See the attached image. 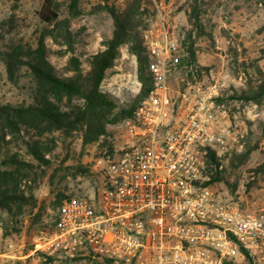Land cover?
Returning a JSON list of instances; mask_svg holds the SVG:
<instances>
[{
	"label": "rangeland",
	"instance_id": "374dc122",
	"mask_svg": "<svg viewBox=\"0 0 264 264\" xmlns=\"http://www.w3.org/2000/svg\"><path fill=\"white\" fill-rule=\"evenodd\" d=\"M42 3L0 0V107H4L0 110V163L18 154V164H0V170L14 172L12 182L22 194L17 200L5 199L0 210V264H110L89 256L71 258L34 250L36 243L54 230L56 213L65 200L58 193L67 187V196L91 194L96 174L93 163L108 150L102 144L107 141L120 146L126 123L106 124L99 141L88 144L76 128L56 130L52 126L51 131L43 132L46 127L37 119L31 126L11 124L12 118L5 114L9 105H38L47 97L64 112L76 113L85 103L80 96L68 99L37 82L27 64L35 61L33 49L44 35L45 56L57 76L74 75L69 70L73 56L79 58L86 76L93 57L113 36L115 23L109 8H114L125 21L133 17L135 30L143 36L148 28L164 21L173 36L187 42L188 49L193 47L199 67L215 68L228 85L229 94L248 100L244 95H253L264 85V0H77L75 6L74 0H55L59 18L53 24L38 17ZM19 43L23 45L22 62L9 71L1 52ZM130 45L131 40L120 45L100 84L101 92L114 99L118 107L134 99L125 86L134 73L135 54ZM111 77L117 96L101 88ZM121 97L126 100L121 102ZM250 100L256 104L255 119L246 120L235 148L221 162L226 181L212 185L241 206L264 204V96L260 102ZM116 112L118 108L112 110V114ZM33 150H39L48 162L35 156ZM79 165L90 169L92 175L73 176ZM237 263L245 264L241 259Z\"/></svg>",
	"mask_w": 264,
	"mask_h": 264
},
{
	"label": "built area",
	"instance_id": "2783aa9c",
	"mask_svg": "<svg viewBox=\"0 0 264 264\" xmlns=\"http://www.w3.org/2000/svg\"><path fill=\"white\" fill-rule=\"evenodd\" d=\"M143 37L151 91L125 124L122 144L95 159L91 194L63 201L35 252L110 264H229L248 255L264 264V204L241 206L203 185L210 156L230 155L256 104L229 94L215 68L194 63L164 21ZM133 63L125 86L135 97L142 87L135 55ZM110 80L101 88L116 95Z\"/></svg>",
	"mask_w": 264,
	"mask_h": 264
},
{
	"label": "trees",
	"instance_id": "16d2710c",
	"mask_svg": "<svg viewBox=\"0 0 264 264\" xmlns=\"http://www.w3.org/2000/svg\"><path fill=\"white\" fill-rule=\"evenodd\" d=\"M77 0H74L75 6ZM108 8V7H105ZM109 12L115 23V31L113 36L104 42L106 48L96 54L91 61V70L83 76L81 70V62L77 57H71L69 61V70L74 75L68 78H61L54 73L52 63L45 56L44 35H42L37 43V47L33 49L36 55L34 62H28L37 82L43 87H49L51 91L65 95L68 99L73 96H80L85 100L84 106L78 112H64L59 108L58 104L53 103L49 98H45L43 102L29 104L27 106L13 107L7 106L5 114L11 119V124L22 122L26 126H31L34 120L37 119L44 124L46 128L42 131L50 130L51 127L56 130L76 128L83 133V142L85 144L98 142L101 135L105 134L106 124H123L130 121L133 113L139 107L152 89V78L148 69L149 53L141 31L135 30L133 17H128L127 21L121 18L114 8H109ZM38 17L41 21L47 24L55 23L59 18V12L55 5V0H43V3L38 11ZM131 40L130 51L137 57L138 78L142 83L140 92L133 100L126 102L124 106L118 107L117 102L110 98L107 94L101 92L100 84L104 78L105 72L109 69L114 59L118 55V48L121 44ZM182 42H185L182 40ZM191 60L196 63L197 57L193 47H190ZM23 45L16 44L8 46L7 50L1 52L3 60L8 64L9 71H12L15 63L22 62ZM264 96V85L260 86L257 93L253 95H244L246 99L259 101ZM6 108V107H5ZM118 108V112L112 114V110ZM4 107H0L3 110ZM11 112H13L11 114ZM17 119V120H16ZM16 120V121H15ZM103 147L108 146V150L101 153L103 157L112 154L115 147L111 143L105 141ZM101 145V146H102ZM32 148V147H31ZM32 153L39 159L44 160V155L39 150H33ZM18 154L7 156L0 164L8 165L16 163ZM48 162V160H44ZM223 159L212 154L207 166L204 168V186H212L216 182L226 181V171L219 168ZM69 167L68 170H72ZM71 174V173H70ZM73 176L76 174L91 176L90 169H86L79 165ZM14 172L8 169L0 170V210L3 208L5 199L17 200L22 198V194L17 193V183L12 182ZM65 188V187H64ZM67 189V187H66ZM62 189L58 194L63 199H68L71 196L65 195V190ZM62 200H59L61 202ZM40 254H44L38 252ZM50 257V256H49ZM245 264H253L251 258L246 255L242 260ZM229 264H238L230 262Z\"/></svg>",
	"mask_w": 264,
	"mask_h": 264
}]
</instances>
